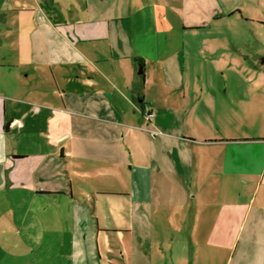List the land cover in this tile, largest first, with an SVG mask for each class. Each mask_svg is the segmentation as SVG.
Masks as SVG:
<instances>
[{
  "label": "crops",
  "instance_id": "obj_1",
  "mask_svg": "<svg viewBox=\"0 0 264 264\" xmlns=\"http://www.w3.org/2000/svg\"><path fill=\"white\" fill-rule=\"evenodd\" d=\"M60 1L0 0V264H209L239 208L264 264V135L238 133L231 86H213L249 76H194L178 32L109 0H83L85 19L64 0L61 16ZM189 43L188 61L204 54ZM188 80L182 97L152 91Z\"/></svg>",
  "mask_w": 264,
  "mask_h": 264
},
{
  "label": "rangeland",
  "instance_id": "obj_2",
  "mask_svg": "<svg viewBox=\"0 0 264 264\" xmlns=\"http://www.w3.org/2000/svg\"><path fill=\"white\" fill-rule=\"evenodd\" d=\"M109 1L112 8L117 5V10L122 8L130 11L134 23H138L139 26L142 24L145 28H164L172 30V33L178 32L172 44L179 51L181 68L184 63H188L190 69L192 68L188 73L194 76L199 74L249 76L247 80L249 83L221 80L222 82L213 83V86L217 90L222 87L223 94L224 88L231 86V97L222 98L223 101L230 103L228 106L233 103V113L236 114H234L235 127L238 133L264 135V78L261 79L264 77V64L261 63L264 58V0H128L126 4L123 0ZM60 4L61 16H64V0H61ZM84 5L83 0L72 4L75 19H85ZM193 25L204 29L184 32ZM208 32L213 34L207 35ZM216 32L221 34H215ZM187 34L191 36L194 34V38ZM187 40L193 49H196V45L203 46L204 54L197 53L196 59L188 61V51H184V47L188 44ZM256 77L258 78L255 79ZM174 85L176 87H173ZM173 86L159 85L152 91L156 94L175 91L182 97L184 92L196 90L199 85L195 80L190 82L188 80L182 87L177 84ZM238 188L239 203H248L249 183L243 185L239 181ZM232 220L234 222L231 230L236 231L235 235L230 238V242L222 245L220 255L213 263L207 260L209 264H249V210L239 208L235 219ZM207 221L208 219L203 223V228L199 227V231L205 229L202 235L206 236L211 230L206 224ZM62 233L65 240L70 239V230L65 226ZM63 250L66 248L63 247ZM208 251L211 249L208 248ZM116 252L115 248L113 253ZM208 254L209 252L207 256Z\"/></svg>",
  "mask_w": 264,
  "mask_h": 264
},
{
  "label": "built area",
  "instance_id": "obj_3",
  "mask_svg": "<svg viewBox=\"0 0 264 264\" xmlns=\"http://www.w3.org/2000/svg\"><path fill=\"white\" fill-rule=\"evenodd\" d=\"M143 115L146 118V120L149 122L154 116L150 107H146L143 109ZM157 134L158 133L156 131L151 132V136H156Z\"/></svg>",
  "mask_w": 264,
  "mask_h": 264
},
{
  "label": "water",
  "instance_id": "obj_4",
  "mask_svg": "<svg viewBox=\"0 0 264 264\" xmlns=\"http://www.w3.org/2000/svg\"><path fill=\"white\" fill-rule=\"evenodd\" d=\"M261 63L264 64V58L261 60ZM142 73V70L141 72ZM9 127V124H7V129ZM3 178H2V166L0 165V185L2 184Z\"/></svg>",
  "mask_w": 264,
  "mask_h": 264
}]
</instances>
